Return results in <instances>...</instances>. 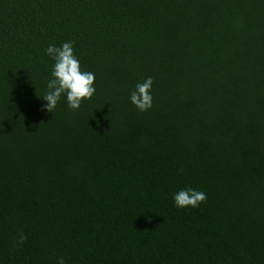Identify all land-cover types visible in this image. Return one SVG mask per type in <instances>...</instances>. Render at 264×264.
Returning a JSON list of instances; mask_svg holds the SVG:
<instances>
[{"label":"trees","instance_id":"trees-1","mask_svg":"<svg viewBox=\"0 0 264 264\" xmlns=\"http://www.w3.org/2000/svg\"><path fill=\"white\" fill-rule=\"evenodd\" d=\"M64 42L96 91L50 113ZM59 258L264 264V0H0V264Z\"/></svg>","mask_w":264,"mask_h":264},{"label":"clouds","instance_id":"clouds-1","mask_svg":"<svg viewBox=\"0 0 264 264\" xmlns=\"http://www.w3.org/2000/svg\"><path fill=\"white\" fill-rule=\"evenodd\" d=\"M45 54L53 61L51 79L47 81V91L42 97L46 101L42 108L53 113L61 96L65 98L67 107L71 110L80 108L84 100L90 99L96 89L94 87L95 75L83 71L81 64L73 51L72 42H64L59 47L49 45ZM152 77H146L135 85L129 94V101L135 108L144 112L152 108ZM206 193L194 188L186 187L172 194V201L177 208L198 207L206 200ZM58 264H65L63 258L58 259Z\"/></svg>","mask_w":264,"mask_h":264}]
</instances>
